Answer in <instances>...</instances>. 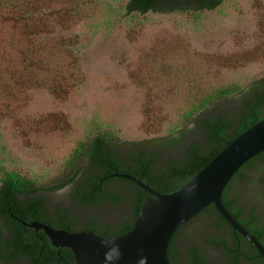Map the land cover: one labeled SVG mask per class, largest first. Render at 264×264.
Listing matches in <instances>:
<instances>
[{
    "label": "trees",
    "instance_id": "1",
    "mask_svg": "<svg viewBox=\"0 0 264 264\" xmlns=\"http://www.w3.org/2000/svg\"><path fill=\"white\" fill-rule=\"evenodd\" d=\"M224 1L127 0L124 13L127 16L176 11L193 14L216 10ZM85 2L0 0V25L17 34L11 50L0 35V120L18 122L13 113L26 106L32 87H46L53 99L61 102L79 87L83 78L68 49L76 43L71 38L53 40L51 36L55 28L67 31L84 21ZM42 38L47 41L41 43ZM38 75L46 76L43 85L36 78ZM262 119L264 76L245 87L225 85L201 95L183 114L182 125L174 133L128 142L104 130L79 141L54 180L47 184L4 170L0 175V264H76L69 248L54 247L42 230L35 231L19 220L38 221L70 232L91 231L105 239L124 234L132 227L148 193L128 179L108 175L115 171L131 174L160 193L172 192L205 166L227 142ZM34 132H30L31 138ZM22 135L26 134L22 132ZM247 176L253 179L250 185L244 183ZM237 183L241 184L239 192L245 191L262 210L247 205L246 201L239 203L243 200L240 194L230 195ZM223 202L238 221H243L245 213L249 221L264 217V152L234 175L223 192ZM102 209H117L112 211L117 216L115 222L102 221L99 217ZM79 211H83L82 215ZM203 218L208 220L204 226L199 223ZM195 220L198 224L187 233V226ZM181 233L191 243L190 239L196 240L201 233L198 242L219 253L221 262L215 264L225 263L223 254L231 255L228 264H248L260 259L242 251L233 238L234 230L213 205L178 228L174 237ZM197 250L189 249L192 257ZM204 251L202 247L200 264H212Z\"/></svg>",
    "mask_w": 264,
    "mask_h": 264
},
{
    "label": "rangeland",
    "instance_id": "2",
    "mask_svg": "<svg viewBox=\"0 0 264 264\" xmlns=\"http://www.w3.org/2000/svg\"><path fill=\"white\" fill-rule=\"evenodd\" d=\"M85 1L86 19L67 31L55 28L51 36L76 43L68 49L82 82L62 102L46 87H32L26 106L13 113L18 122L0 120V175L16 171L47 184L79 141L104 130L128 142L174 133L201 95L264 76V0H225L213 11L143 16L125 15L127 0ZM0 31L11 50L17 34L2 25ZM36 78L41 85L46 81L44 75ZM252 180L247 176L244 183ZM240 188L234 184L230 195L240 194L239 203L262 210ZM112 211L117 209H102L100 219L115 222ZM203 247L213 262H221L216 250Z\"/></svg>",
    "mask_w": 264,
    "mask_h": 264
},
{
    "label": "water",
    "instance_id": "3",
    "mask_svg": "<svg viewBox=\"0 0 264 264\" xmlns=\"http://www.w3.org/2000/svg\"><path fill=\"white\" fill-rule=\"evenodd\" d=\"M263 152L264 119L227 142L205 166L172 192L160 193L131 174L113 172L108 176L128 179L148 195L132 227L124 234L110 239L91 231L70 232L38 221H19L35 231L42 230L54 247L69 248L76 264H104L106 241H114L120 246L117 264H138L142 257L147 258V264H171L168 250L175 232L209 205H213L225 222L247 239L264 258V246L232 215L223 202V192L234 175L249 160Z\"/></svg>",
    "mask_w": 264,
    "mask_h": 264
},
{
    "label": "flooded vegetation",
    "instance_id": "4",
    "mask_svg": "<svg viewBox=\"0 0 264 264\" xmlns=\"http://www.w3.org/2000/svg\"><path fill=\"white\" fill-rule=\"evenodd\" d=\"M66 189V188H65ZM65 189L60 190L59 192L62 193L65 191ZM246 213L243 214V222L241 224H244L243 226L245 228H247L259 241L260 243L264 246V217L262 218H256L253 219L251 221L246 220V218H248L247 216L245 217ZM80 226V225H79ZM76 230H78V228H76ZM235 232V231H234ZM180 235L184 237L185 240L180 242ZM239 233L235 232L233 233V238L235 240V242H238V245H240V248L242 249V251H244L246 254L248 255H253L256 256L258 255L260 259L255 258L252 262L248 263V264H264V258L260 255V253L255 249V247L247 240L245 239L243 236L239 237ZM185 233L184 235L181 233L179 234V237L174 238L172 237L170 243H169V250H168V257L170 260L171 264H200V258L199 255L202 251V245L201 243L197 242L198 240L190 239L193 243L189 242V240H187L185 238ZM191 247L197 248V253L193 255V257L191 256V251H189V249ZM59 253V252H58ZM206 258L208 257V254L206 253V251H204L203 253ZM209 258V257H208ZM210 259V258H209ZM231 259V255H224L223 254V259L224 260V264H228V260ZM212 262V261H211ZM214 262H212L213 264ZM215 264V263H214ZM242 264H247V263H242Z\"/></svg>",
    "mask_w": 264,
    "mask_h": 264
},
{
    "label": "clouds",
    "instance_id": "5",
    "mask_svg": "<svg viewBox=\"0 0 264 264\" xmlns=\"http://www.w3.org/2000/svg\"><path fill=\"white\" fill-rule=\"evenodd\" d=\"M107 251L104 253V264H117L120 259V246L114 241H106ZM138 264H147V258L142 257Z\"/></svg>",
    "mask_w": 264,
    "mask_h": 264
}]
</instances>
